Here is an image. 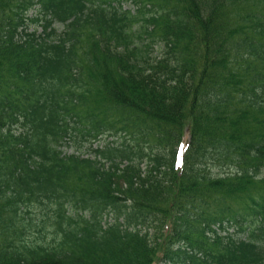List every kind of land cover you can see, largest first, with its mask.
<instances>
[{"label":"trees","instance_id":"obj_1","mask_svg":"<svg viewBox=\"0 0 264 264\" xmlns=\"http://www.w3.org/2000/svg\"><path fill=\"white\" fill-rule=\"evenodd\" d=\"M262 171L264 0H0V264H264Z\"/></svg>","mask_w":264,"mask_h":264},{"label":"rangeland","instance_id":"obj_2","mask_svg":"<svg viewBox=\"0 0 264 264\" xmlns=\"http://www.w3.org/2000/svg\"><path fill=\"white\" fill-rule=\"evenodd\" d=\"M127 3H125L124 5H123V7L124 8H126L127 6ZM31 13H32V11L31 12H29L28 13V15L29 16H31ZM56 27L58 28V30H62V28H63V26L61 25V24H56ZM37 32H39L40 31V27H38L37 26ZM160 53V48H159V45H154L153 46V51H152V53L150 54V52H149V55L148 56H157V54H159ZM186 125V124H185ZM183 132H184V135H183V138L185 139V140H188L189 139V135H188V127H187V125L186 126H184V128H183ZM111 137H106L105 138V140H102V141H100L99 142V145H102V144H105V141H111ZM67 151L66 152H70V151H72V148H67L66 149ZM86 155H87V152H86ZM231 230H233L232 228H231ZM231 230H230V232H231ZM232 235H233V237H235V238H239L240 236H241V238H242V236H243V234L241 233V232H237V231H235V233H232Z\"/></svg>","mask_w":264,"mask_h":264}]
</instances>
